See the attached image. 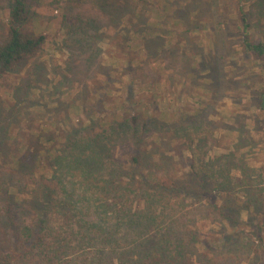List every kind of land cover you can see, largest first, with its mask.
<instances>
[{"label": "rangeland", "instance_id": "obj_1", "mask_svg": "<svg viewBox=\"0 0 264 264\" xmlns=\"http://www.w3.org/2000/svg\"><path fill=\"white\" fill-rule=\"evenodd\" d=\"M24 1L37 10L28 30L47 44L0 72V187L38 190L43 172L30 162L34 155L48 157L44 173L55 187L59 180L67 192H83L78 171L63 178L58 161L76 143L107 136L134 191L158 183L190 192L183 222L205 247L196 239L189 264H264V111L257 100L264 60L244 48V36L264 40L260 0ZM10 4L0 0V43ZM125 121L138 125L140 138L117 136ZM240 133L250 141L239 153ZM229 153L237 161L231 174L246 187L225 194L204 162ZM131 154L138 163H129ZM229 204L242 209L232 225L221 215ZM24 251L0 219L2 263Z\"/></svg>", "mask_w": 264, "mask_h": 264}, {"label": "trees", "instance_id": "obj_2", "mask_svg": "<svg viewBox=\"0 0 264 264\" xmlns=\"http://www.w3.org/2000/svg\"><path fill=\"white\" fill-rule=\"evenodd\" d=\"M10 1L6 9L8 34L0 43V72L23 65L47 44L46 36L27 28L36 7L27 6L24 0ZM115 8L108 6L109 11L117 13L119 9ZM249 27L245 25V29ZM262 38L244 36V48L264 60ZM257 100L264 111V89ZM120 126L117 136L140 138L138 125L125 121ZM243 139L240 133L239 153L247 141ZM108 140L107 136H98L86 144L76 143L69 158L62 159L64 155L58 161L57 166L64 168L63 178L67 176L65 171H78L77 181L83 192H67L59 180L55 187L53 179L44 173L49 168L48 157L34 155L30 162L43 172L38 190L16 189L10 194L7 188L0 187V219L25 249L19 259H9L8 264H189L188 258L196 250L197 234L187 229L182 212L185 208L187 211L190 192H167L158 183L150 191H146L147 187L145 191H134L121 179L123 171ZM36 141L35 146H43L41 134ZM235 155L221 154L213 161L204 162V170L210 172L211 178L214 175L211 183L225 194L239 186L231 174L237 164ZM130 157L129 163H138L136 156ZM150 166H153L151 162ZM244 183L239 187L245 188ZM252 206L247 205L246 209L249 211ZM221 211L224 223L232 225L241 220V207L237 210L229 204ZM91 212L96 214V219L87 216ZM187 232L192 233L189 238ZM199 244L205 247L204 243Z\"/></svg>", "mask_w": 264, "mask_h": 264}, {"label": "crops", "instance_id": "obj_3", "mask_svg": "<svg viewBox=\"0 0 264 264\" xmlns=\"http://www.w3.org/2000/svg\"><path fill=\"white\" fill-rule=\"evenodd\" d=\"M260 3H261V11L264 12V0H260ZM259 10H260V8H259ZM263 17H264V16H263ZM263 20H264V19H263ZM260 24H261V22H260ZM257 25H258V27H259L258 22H257Z\"/></svg>", "mask_w": 264, "mask_h": 264}]
</instances>
